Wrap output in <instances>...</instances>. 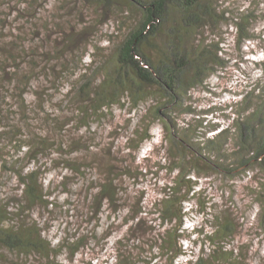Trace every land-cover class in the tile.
I'll use <instances>...</instances> for the list:
<instances>
[{
  "label": "rangeland",
  "instance_id": "rangeland-1",
  "mask_svg": "<svg viewBox=\"0 0 264 264\" xmlns=\"http://www.w3.org/2000/svg\"><path fill=\"white\" fill-rule=\"evenodd\" d=\"M118 3L109 9L86 0H0L1 22L20 25L23 32L17 34L36 47L50 61L49 66L55 67L56 78L47 77L46 86L40 90H44V96L36 97L32 90L26 96L30 110L24 122L29 129L21 128L20 137L25 139L23 134L33 132L37 136L58 135L60 140L65 135L68 141H78L72 149L64 146L62 153L50 150L37 160L26 157L28 147L18 151L9 132L10 126L24 120L20 118L19 107L6 109L14 105L11 100L0 110L1 113L6 109L3 118L0 117V209L11 212L4 224L10 227L24 220L29 224L37 222L53 247H65L57 253L58 264H117L118 239L129 236L123 241L121 253L130 252L132 246L146 250L156 234L168 226L162 220V204L156 202L168 196L166 188L174 183L177 172H170L161 145L164 126L158 120L151 132L154 137L138 148H134L138 140H130L147 108L157 102L149 99L137 107L123 100L100 116L82 117L77 88L91 77H95L96 84L102 82L101 66L107 65L116 46L137 22L138 13L130 11L123 2ZM224 5L230 11L228 23L219 31L224 39L220 51L223 64L216 66L217 71L207 84L188 93L183 108L172 118L180 131L198 125L196 143L202 132L211 137L229 127L230 138L225 147L231 153L237 147V124L254 117L255 111L264 115V0H226ZM242 12L253 14L252 36L239 43L234 22ZM242 99L248 102L238 104ZM76 159L87 165L82 173L67 166ZM37 166L52 203L48 207L38 204L18 216V201L22 198L18 173ZM108 169L116 177L118 199L115 204L104 201L100 205L94 199ZM190 177L196 181V193L192 195L191 191L184 202L186 214L181 235L187 254L180 256L176 264H185L188 258L214 247L195 230L211 232L216 215L231 217L236 222V238L227 245L241 256L243 264H264V172L260 166H241L232 174L214 171L210 176ZM137 215L144 222L135 224L128 232L129 226L137 222L131 217ZM79 238H83L81 249L66 247L68 241ZM145 250L135 264H147L145 260L151 256ZM45 262L38 253H16L0 243V264Z\"/></svg>",
  "mask_w": 264,
  "mask_h": 264
},
{
  "label": "trees",
  "instance_id": "trees-1",
  "mask_svg": "<svg viewBox=\"0 0 264 264\" xmlns=\"http://www.w3.org/2000/svg\"><path fill=\"white\" fill-rule=\"evenodd\" d=\"M86 1L105 5L109 9L119 5L118 2H123L122 4L129 6L130 11L137 12L138 16L135 26L121 39L107 59V65L101 66L104 68L102 82L96 84L95 77H91L77 88V94L81 97L80 104L83 106L82 117L100 116L105 109L122 103L123 100L133 102L137 107L149 99L156 101L157 103L147 108L146 114L134 130L130 140H138V143L132 147L138 148L143 142L152 139L153 125L158 120L161 121L165 130L161 145L166 151L170 172H177L174 183L166 188L168 196L156 202L158 205L162 204V220L164 226H168L156 234L146 250L142 246H132L130 252L123 250L121 253L123 241L129 236L126 235L128 237H124V240L118 239L116 256L120 258L117 264H135L140 260L139 254H143V250L151 256L145 260L147 264H176L180 256L187 254L181 244V235L184 232L182 229L186 214L184 202L188 200L191 191L192 195L196 193V181L190 176H210L214 171L232 174L241 166L251 168L254 164L259 165L264 172V115L261 112L255 111L254 117L249 116L237 124V147L231 153L225 147L226 140L230 138L229 127L211 137L202 132L201 139L196 143L194 135L198 125L180 131L172 118L175 112L183 108V100L188 93L197 86L207 84L209 77L217 71L216 66L223 64L220 51L224 39L223 32L219 31L228 23L227 14L230 10L224 5L226 0ZM252 17L251 12H242L235 18L239 43L252 36ZM3 31L7 33H0V110L14 100V105L6 106V109L19 107L20 118H24L17 125L9 127L12 141L17 144L18 151L28 147L25 156L34 160L50 150L62 153L64 146L72 149L78 141H68L65 135L61 136L64 140L58 139V135L37 136L33 132L31 135L23 134L25 139L20 137L21 128L29 129V125L24 122L28 120L25 115L30 110L26 96L31 90L36 97L44 96V90H40L46 86L47 77L56 78L55 67L49 66L50 61L45 60L36 47L23 40L20 25H6L0 19V32ZM38 85L40 89L34 90ZM244 101L248 102L247 99H242L238 104ZM6 109L0 113L1 118ZM79 162L76 159L67 166L76 173H82V168L87 165ZM18 179L22 189V198L18 201L19 211L16 213L18 216L38 204L48 207L52 203L49 199L51 193L45 191L40 166L27 172L20 170ZM115 181L112 170L108 169L97 187L94 200L99 201L100 205L104 201L110 205L115 204L118 199ZM10 216L11 212L0 209L2 246L21 254L38 253L46 259L45 264H58L55 259L57 253L65 247H53L43 236L37 222L29 224L24 220L16 226L6 227L4 223ZM131 219L137 222L129 226L128 232L133 230L135 224L144 222V218L139 215ZM214 220L211 232L202 228L195 230L205 235L214 247L204 250L196 257L188 258L185 264H243L241 256L227 245L236 238V222L233 218L222 215H216ZM262 222L264 225V218ZM81 243L83 238L68 241L66 247L71 245L77 251L81 249Z\"/></svg>",
  "mask_w": 264,
  "mask_h": 264
}]
</instances>
